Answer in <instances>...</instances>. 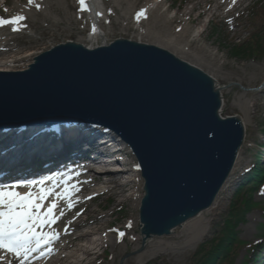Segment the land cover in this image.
Listing matches in <instances>:
<instances>
[{"label":"water","instance_id":"obj_1","mask_svg":"<svg viewBox=\"0 0 264 264\" xmlns=\"http://www.w3.org/2000/svg\"><path fill=\"white\" fill-rule=\"evenodd\" d=\"M221 106L215 80L201 69L125 39L94 49L67 42L23 71H0V129L87 123L132 149L145 180L143 244L125 258L214 204L245 138L241 119L223 120Z\"/></svg>","mask_w":264,"mask_h":264},{"label":"rangeland","instance_id":"obj_2","mask_svg":"<svg viewBox=\"0 0 264 264\" xmlns=\"http://www.w3.org/2000/svg\"><path fill=\"white\" fill-rule=\"evenodd\" d=\"M44 1L49 6L51 13L49 18H46L45 14L30 15L29 17L26 12L20 11V8H30L34 11L33 3L29 4L28 0H9L8 7H2L0 2V13L4 15L5 19L9 15H24L26 17V20L23 21L25 29L27 32L34 33L35 38L30 39L27 36H20L17 39H13V35L10 36L13 42L17 43L19 50L22 49L26 53H32L38 49L40 50L42 43L46 40L75 39L82 41V39H87L91 25L87 12L81 10L78 0ZM57 1L62 4L61 8L56 9L54 7ZM104 1L108 21L106 20L102 27L106 39L112 40L128 34L129 36L138 37L144 42L156 44L154 37L145 35L149 24L157 26L153 22L156 18L155 15H151L149 22L143 21L142 23L137 21L136 16V13L146 3L154 0H129L135 4V9L130 15H126L128 3L124 0L120 1L118 7L115 0ZM158 1L161 2L159 6H162L158 10H163L168 19L166 24H169L163 25V27L160 26L159 30L161 32L168 29L169 34L177 35L179 38L182 35L185 39H189L194 31L201 33L196 42H191L188 45V52L180 56L215 77L219 84L226 88L223 91L225 97V105L222 109L223 115L241 116L248 131L246 147L241 156L237 172L239 174L246 168H253L252 164L256 162L258 147L262 146L264 141V93L257 94L247 90L244 91L231 85L238 84L245 89L259 87L264 80V58L252 61L235 59L231 49L239 42H244L249 34H252L254 24L259 28L264 27V0H242L241 3L239 1L233 3V0ZM16 2L21 5L16 6ZM164 2L166 5H164ZM167 8L168 10L165 12ZM200 14L202 15L201 18H199ZM55 15L60 18H54ZM173 17L174 19L171 20ZM185 27L189 30L186 36L183 30ZM179 29L181 31L177 32ZM7 33L8 31L4 32L5 35ZM235 187H232L228 198H226L227 195H222L220 200H225L223 211L219 212V216L213 219L212 232L207 241L214 238L217 227H222L229 214L234 202L232 194ZM253 196L258 204H264V185L257 187ZM121 201H123V197L109 193L88 204L90 209L94 208L99 214L103 215L115 209L109 219L113 222L108 223L110 227L105 224L104 233L120 230V233L124 234V237H119L116 243L114 240L109 242L101 258H97L95 264H119L125 254L134 251L135 248H139L141 245L140 242H137L138 237H140L138 201H126L123 202L124 204H120ZM263 224L264 213L258 209L252 210L246 216L245 224L238 228L239 239L245 244H254L263 236ZM127 225L130 226L127 228ZM120 233H116L115 236H120ZM185 239L180 230L177 231L175 238L153 239V242H157L155 244L161 243L153 259L144 258L140 260L138 257H131L125 261V264H193L196 251H191L189 246L184 244ZM168 243L173 245V248L169 251L165 248V244ZM248 248V246H245L240 250L236 264H248L252 261L253 255L249 259L247 256ZM256 264H259V262Z\"/></svg>","mask_w":264,"mask_h":264},{"label":"bare ground","instance_id":"obj_3","mask_svg":"<svg viewBox=\"0 0 264 264\" xmlns=\"http://www.w3.org/2000/svg\"><path fill=\"white\" fill-rule=\"evenodd\" d=\"M120 1L121 0H115V4L117 7L120 6ZM124 1L128 3V10L126 11V15H130L135 9V4L133 2H130L129 0H124ZM241 2L242 0L240 1V3ZM86 3L89 9L87 10V15L91 22V33L88 39H90L91 42H95L100 38L106 37V35L103 33L102 26H101L103 21H105L107 17L106 8H105L104 0H86ZM36 4H39L40 8H37L35 6ZM158 4H159V1L157 0H154L150 3H146L140 9L138 13H140L141 10H146V12L143 16L137 19V21L143 22L148 19L147 21L149 22V17L154 13L156 18L153 22L157 26L155 27V25L153 26L149 24L148 30L145 32V35L154 37L155 42L158 45L163 46L167 49L170 48L173 50L174 53L178 55L185 54L186 52H188V45L191 42H196L198 37L201 36V33L199 31H194L189 39H185L182 35L180 36L181 38H179L177 35L175 36V35L169 34L168 29H166L165 31L164 29H162L164 32H161L159 30L160 26L163 27V25H169V24H166L168 19L164 15V13L158 10L159 8H161V6L158 7ZM15 5L18 7L20 6L18 5L17 2L15 3ZM54 7H56V9L61 8L62 4L59 1H57ZM25 10L31 16L45 14V17L49 18L51 14L49 11V6L48 4H46L44 0H34L33 2L34 11L30 10V8H28V10L27 9ZM136 16H137V13H136ZM54 18H60V17L58 15H55ZM173 19L174 17L171 20ZM13 26L14 28L19 27L18 24L11 25V26L10 25L0 26V46L2 47L0 49V56L2 57V58L0 57V66L8 63L7 61L11 60L12 58L20 57L19 53H16V52H13L11 54V57H5L6 55L10 54L9 53L10 49H8V47L11 45L10 43L11 39H8V35L2 34L1 30H7V29L11 30V27L13 28ZM94 27H95V31H93ZM183 30H184V35L186 36V33L189 30L186 29V27L183 28ZM16 32L17 31H13L12 33H16ZM27 37L28 39L32 38L31 35ZM0 70H4V69H0ZM81 132L82 131H71V134L72 136L76 138L78 136H81L82 134ZM66 133H69V132H66ZM44 135L45 134L40 135L42 139V144H41L42 151H46L45 144L51 139L52 140L54 139L58 142L62 141L63 139V138H55V134H51L52 136H47V137ZM56 136L59 137L60 134L56 132ZM62 143L63 141L60 142L59 144L62 145ZM90 145H92V143ZM63 151L64 153L61 159H66V157L68 156V153H67V150H65V145H63ZM27 154H26V157H27ZM27 159L29 158L27 157ZM239 163H240V158L238 159V165L236 166L233 172L232 178L233 176H235V173L237 172L236 170H237V167L239 166ZM22 168L24 167L22 166L20 168V173H22L21 171ZM15 171H19V170H15ZM117 172H120V171H117ZM110 175H113V174H110ZM89 177L91 176L86 173L84 178H82V180H80V182L78 183L81 191H83V185H86L90 182ZM99 177L100 176H97V175L94 176V178H99ZM237 179L238 177L235 178L233 181L231 180L230 183L231 182L232 183L231 184L229 183L230 185L228 184V186L224 188L222 194L227 195L226 198H228V195L231 192L232 187L237 184L238 182ZM110 182L113 183V186L109 187L107 191L112 192L114 195H117V196H119L120 194H123V189L126 186V184L119 183L118 180L116 179L111 180ZM99 187L100 188L93 190V192L96 191L95 194H93V196L99 195L106 191L105 186L100 185ZM99 189H103V190L99 192L98 191ZM90 191L91 190H89V192ZM91 197L92 195L90 196V198ZM221 197L222 195L219 197V200L216 202V204L211 210L204 212L198 218L192 221H189L183 226V228H181L180 232H182V235L184 236V238H186L184 240V244L188 245L191 251H196L198 246L202 244L203 242H205L210 237L211 232H212L211 229H212L213 219L219 216V212L223 211V203L225 200L221 201L220 200ZM88 199L89 197H84L82 199H79L76 202H73V204L76 205L75 209L69 208L68 204L63 202L62 199L59 201V207L55 211H56L57 218H60V220L63 223V229L61 233H59L57 226H52V225L50 227L47 225L45 226V230L47 228L48 229L47 231H54L55 233H58L59 238L56 239L55 241L57 242V247H54L53 255L50 258V261L44 264H95V262L97 261V258H101V254L99 251L105 248L108 242H113L114 240L116 243L118 241V237H112L111 236L112 234L106 235L104 233L106 229L105 224H107L108 222H112L109 219L112 213L115 211V209L111 210L106 215L99 214L94 208L88 210L87 209ZM51 200L52 199H49L48 201L45 202V208L41 209V211L46 210ZM121 203H123V201H121ZM59 208L61 209L59 210ZM61 212L64 213L63 216L60 215ZM68 215H70V217L66 218L68 217ZM129 226L130 225H128L127 227ZM176 235H177V232H175L174 236L169 237L168 239L175 238ZM137 242L141 243L142 238L138 237ZM155 243L157 242L155 241L153 242V240H149L146 244V247H147L146 250L137 257L140 258V260L144 258L145 259L147 258L148 260L153 259L158 247H160L159 244H161L160 242H158L159 244H155ZM165 248L169 251L173 248V245L170 243L165 244ZM137 249L139 248L138 247L135 248V250Z\"/></svg>","mask_w":264,"mask_h":264},{"label":"snow or ice","instance_id":"obj_4","mask_svg":"<svg viewBox=\"0 0 264 264\" xmlns=\"http://www.w3.org/2000/svg\"><path fill=\"white\" fill-rule=\"evenodd\" d=\"M32 4L34 0H28ZM82 11H87L86 0H79ZM235 3V0H233ZM40 8L39 4L35 5ZM146 10L137 13V19L145 14ZM24 15L13 16L11 19L0 17V26L17 25L25 21ZM14 31L19 30L14 28ZM95 31V27L93 28ZM67 176L68 179H62ZM71 176L68 173H59L55 176H45L40 180L17 181L13 184L0 185V249H4L21 258L19 264L25 262L39 252L40 256L49 254L51 244L59 238V234L54 231H46L45 226H51L57 220L56 209L59 207L61 199L68 201V207H73L71 197L78 191L75 185L68 183ZM52 183L51 187L47 185ZM63 184V191L57 192L56 189ZM40 186L39 190H35ZM33 189L22 192L20 189ZM49 197H54L45 211V202ZM60 215H63L61 212ZM118 231V230H117ZM123 233L120 236L123 237ZM45 245L49 247L45 249ZM42 249H44L42 251ZM2 259V257H0Z\"/></svg>","mask_w":264,"mask_h":264},{"label":"trees","instance_id":"obj_5","mask_svg":"<svg viewBox=\"0 0 264 264\" xmlns=\"http://www.w3.org/2000/svg\"><path fill=\"white\" fill-rule=\"evenodd\" d=\"M232 55L236 58H260L264 56V29L254 35L250 41L243 46H236ZM254 184L262 180L264 173L256 171ZM251 194V190L247 191ZM241 197L245 200L241 201ZM230 214L225 226L217 237L205 246H202L195 258V264H234V257L240 248L239 240L236 234V227L244 221L245 213L256 206L252 199L240 195ZM232 254V256H231Z\"/></svg>","mask_w":264,"mask_h":264}]
</instances>
